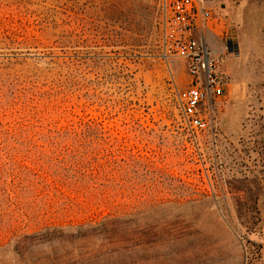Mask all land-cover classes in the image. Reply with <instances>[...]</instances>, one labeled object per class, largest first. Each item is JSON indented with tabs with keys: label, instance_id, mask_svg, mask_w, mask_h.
<instances>
[{
	"label": "rangeland",
	"instance_id": "rangeland-1",
	"mask_svg": "<svg viewBox=\"0 0 264 264\" xmlns=\"http://www.w3.org/2000/svg\"><path fill=\"white\" fill-rule=\"evenodd\" d=\"M217 8L191 133L156 0H0V264H264V0Z\"/></svg>",
	"mask_w": 264,
	"mask_h": 264
},
{
	"label": "built area",
	"instance_id": "built-area-1",
	"mask_svg": "<svg viewBox=\"0 0 264 264\" xmlns=\"http://www.w3.org/2000/svg\"><path fill=\"white\" fill-rule=\"evenodd\" d=\"M219 2L156 0L159 57L180 60L189 78L179 97V113L191 133L207 127L210 106L218 105L225 93L221 68L239 54L233 36L216 29Z\"/></svg>",
	"mask_w": 264,
	"mask_h": 264
},
{
	"label": "trees",
	"instance_id": "trees-1",
	"mask_svg": "<svg viewBox=\"0 0 264 264\" xmlns=\"http://www.w3.org/2000/svg\"><path fill=\"white\" fill-rule=\"evenodd\" d=\"M259 248H261V247L259 246Z\"/></svg>",
	"mask_w": 264,
	"mask_h": 264
}]
</instances>
